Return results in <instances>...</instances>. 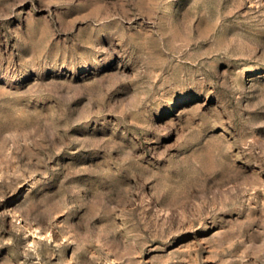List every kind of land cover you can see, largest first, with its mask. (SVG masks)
<instances>
[{"label": "rangeland", "instance_id": "374dc122", "mask_svg": "<svg viewBox=\"0 0 264 264\" xmlns=\"http://www.w3.org/2000/svg\"><path fill=\"white\" fill-rule=\"evenodd\" d=\"M0 264H264V0H0Z\"/></svg>", "mask_w": 264, "mask_h": 264}]
</instances>
